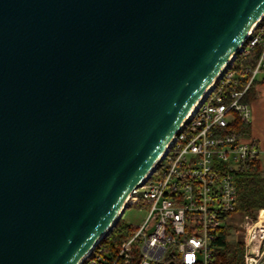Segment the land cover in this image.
I'll list each match as a JSON object with an SVG mask.
<instances>
[{"label": "water", "instance_id": "1", "mask_svg": "<svg viewBox=\"0 0 264 264\" xmlns=\"http://www.w3.org/2000/svg\"><path fill=\"white\" fill-rule=\"evenodd\" d=\"M263 16L264 0H0V264H80Z\"/></svg>", "mask_w": 264, "mask_h": 264}, {"label": "built area", "instance_id": "2", "mask_svg": "<svg viewBox=\"0 0 264 264\" xmlns=\"http://www.w3.org/2000/svg\"><path fill=\"white\" fill-rule=\"evenodd\" d=\"M254 46L261 52L244 87L239 88L231 60L186 117L152 173L132 191L127 209L144 211L146 217L121 244L115 260L110 263L101 251L92 250L80 264L211 262L213 242L235 208L241 165L258 159L264 168V150L256 141L223 132L236 117L250 123L251 108L243 97L252 83L264 79V16L240 53ZM259 212L255 218L243 216V264L264 263V222ZM151 219L154 224L148 231Z\"/></svg>", "mask_w": 264, "mask_h": 264}, {"label": "trees", "instance_id": "3", "mask_svg": "<svg viewBox=\"0 0 264 264\" xmlns=\"http://www.w3.org/2000/svg\"><path fill=\"white\" fill-rule=\"evenodd\" d=\"M259 46L248 49L246 53L236 54L233 61V71L237 73L239 88H243L249 77V70L256 64L260 55ZM264 83V79L252 83L244 97L243 101L249 105L255 99V85ZM227 134H235L241 137L250 136V123L243 122L238 117L223 130ZM134 204V203H132ZM264 210V174L261 171L259 160L256 159L250 163L241 165L236 176V200L233 213H240L255 218L257 212ZM264 211H260V217ZM264 219V218H263ZM225 226L219 231V236L213 242V254L209 264H243V246L241 243L230 245L227 243V232ZM136 227L118 220L109 233L95 246L93 254L100 252L101 257L112 263L118 253L121 244L127 241L135 232ZM172 260V259H171ZM167 260L164 264H167ZM115 264H122L117 261Z\"/></svg>", "mask_w": 264, "mask_h": 264}, {"label": "rangeland", "instance_id": "4", "mask_svg": "<svg viewBox=\"0 0 264 264\" xmlns=\"http://www.w3.org/2000/svg\"><path fill=\"white\" fill-rule=\"evenodd\" d=\"M262 173L264 174V168L261 169ZM258 214V212H257ZM243 216L240 213H233L229 219H227V222L225 224L226 232H227V243L230 245H234L237 243H241L243 246L244 250V230L242 226L243 222ZM263 216V215H262ZM146 217V213L144 211L138 210V209H126L124 211V214L120 218L121 222H124L126 224L132 225V226H137L141 224V222L144 220ZM262 218V217H260ZM264 220V219H262ZM154 220L151 219L148 222V227L147 230L150 231L153 227ZM243 256V255H242ZM264 264V263H263Z\"/></svg>", "mask_w": 264, "mask_h": 264}, {"label": "crops", "instance_id": "5", "mask_svg": "<svg viewBox=\"0 0 264 264\" xmlns=\"http://www.w3.org/2000/svg\"><path fill=\"white\" fill-rule=\"evenodd\" d=\"M254 89L255 99L250 104V137L264 150V83H257Z\"/></svg>", "mask_w": 264, "mask_h": 264}, {"label": "bare ground", "instance_id": "6", "mask_svg": "<svg viewBox=\"0 0 264 264\" xmlns=\"http://www.w3.org/2000/svg\"><path fill=\"white\" fill-rule=\"evenodd\" d=\"M203 96H204V94L202 95V97L200 98V100L203 98ZM199 100V101H200ZM262 218H260L261 219V222H264L262 219L264 218V213H263V216H261Z\"/></svg>", "mask_w": 264, "mask_h": 264}]
</instances>
